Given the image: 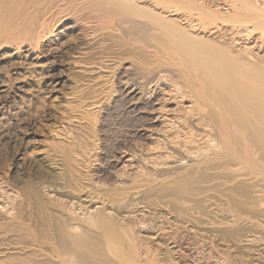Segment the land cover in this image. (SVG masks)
I'll use <instances>...</instances> for the list:
<instances>
[{
	"label": "bare ground",
	"instance_id": "6f19581e",
	"mask_svg": "<svg viewBox=\"0 0 264 264\" xmlns=\"http://www.w3.org/2000/svg\"><path fill=\"white\" fill-rule=\"evenodd\" d=\"M59 16L80 28L85 51L118 47L99 77L108 86L98 106L125 105L136 146L120 156L116 148L111 166L138 175L126 192L83 199L94 207L85 215L100 214L84 222L99 238L63 224L57 247H39L29 264L87 263L104 256V243L116 259L108 264H136L118 260L133 252L121 247L117 209L149 190L195 214L216 205L230 236L264 218V0H0L3 23L41 37ZM65 217L81 223L75 212Z\"/></svg>",
	"mask_w": 264,
	"mask_h": 264
},
{
	"label": "rangeland",
	"instance_id": "374dc122",
	"mask_svg": "<svg viewBox=\"0 0 264 264\" xmlns=\"http://www.w3.org/2000/svg\"><path fill=\"white\" fill-rule=\"evenodd\" d=\"M27 25L19 22L11 27L0 20L2 264H29L38 259L34 257L40 255L39 247H57L56 235L63 224L85 226L90 234H97L91 224H97L100 214L85 215L94 207L83 199L102 201L101 192H126L138 175L137 170L111 166L115 152L120 156V151L136 146L130 140L134 127L124 113L125 105L117 103L109 110L98 106L108 86L105 78L99 77L108 74L104 72L118 47L107 43L85 51L79 45L80 28L62 16L45 27L44 37L33 34ZM150 191L117 209L124 220H116L117 229H124L121 247L133 252L129 259L118 260L136 264H264L263 217L256 218L252 228L230 236L224 228L227 219L216 205L204 214H195L163 192ZM73 212L80 224L65 217ZM85 221L91 223L89 227ZM153 235L159 241L153 240ZM255 236L258 241L249 243ZM108 250L104 243V256L87 263L69 261L115 263Z\"/></svg>",
	"mask_w": 264,
	"mask_h": 264
}]
</instances>
